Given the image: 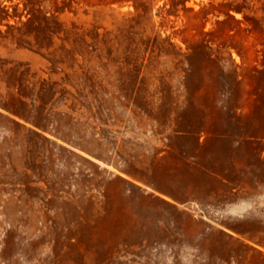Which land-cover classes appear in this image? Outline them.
<instances>
[{"label": "rangeland", "instance_id": "rangeland-1", "mask_svg": "<svg viewBox=\"0 0 264 264\" xmlns=\"http://www.w3.org/2000/svg\"><path fill=\"white\" fill-rule=\"evenodd\" d=\"M0 264H264V0H0Z\"/></svg>", "mask_w": 264, "mask_h": 264}]
</instances>
